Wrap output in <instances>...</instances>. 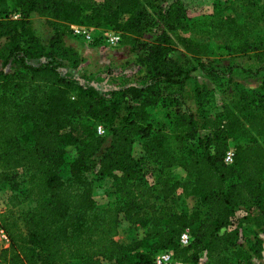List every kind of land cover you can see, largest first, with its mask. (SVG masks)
Here are the masks:
<instances>
[{"label": "trees", "instance_id": "obj_1", "mask_svg": "<svg viewBox=\"0 0 264 264\" xmlns=\"http://www.w3.org/2000/svg\"><path fill=\"white\" fill-rule=\"evenodd\" d=\"M124 1L12 0L18 18L0 11V37L8 40L0 65V181L22 174L27 185L24 197L13 194L0 212L9 238L0 264H155L158 253L171 249L182 264H201L204 255V264H257L264 260V94L228 89L216 61L203 60L212 48L175 33L188 17L182 0ZM33 14L51 28L44 42L32 31ZM75 15L112 24L122 47L137 48L150 80L103 92L64 76V65L83 61L68 41L80 38L72 35ZM249 17L237 24L239 17L231 15L221 27H233L242 38L233 52L262 62L264 35L248 39L257 22ZM149 31L156 32L152 41L143 39ZM179 53L198 61L211 81L196 87L194 105L183 90L197 77L195 67H184ZM12 59L14 72L6 68ZM175 86L180 89L170 92ZM163 100L176 103L170 132L152 124L151 109ZM137 138L143 141L141 158L134 154ZM230 147L234 161L227 163ZM144 162L159 168L152 184ZM177 166L186 171L184 179L173 174ZM105 178H112L117 200L101 208L96 182ZM179 190L204 209L165 207ZM28 200L33 205L21 208ZM121 214L137 231L128 244L118 240ZM187 228L192 241L184 247L179 240Z\"/></svg>", "mask_w": 264, "mask_h": 264}, {"label": "rangeland", "instance_id": "obj_2", "mask_svg": "<svg viewBox=\"0 0 264 264\" xmlns=\"http://www.w3.org/2000/svg\"><path fill=\"white\" fill-rule=\"evenodd\" d=\"M104 0H96L97 3H102ZM188 8V17L183 20L175 29L184 37L195 39L203 44L209 45L213 50V55L210 57H203V60L216 61L213 65L214 69L221 75L220 79L226 83L228 89L234 87H250L255 93L264 94V59L260 62L258 58H249L243 53H235L232 48L242 41L241 37L235 36L231 32L233 27L226 26L222 29V23H226L229 16H237V24H242L243 15L245 18L251 20V15L257 19L254 28H249L248 39H257L261 41V36L264 35V0H182ZM124 3H129L125 0ZM261 7H259V4ZM263 4V5H262ZM16 9L15 3L12 0H0V11L6 10L10 17L18 18L17 14L11 13ZM252 12V13H251ZM2 14V18L7 14ZM254 13V14H253ZM77 22L72 25L82 26L90 31L95 37H101L100 41H89L87 39L75 38L70 36L68 41L73 44L82 55L83 61L77 67L64 65L61 72L64 76H69L77 79L80 85H93L103 92H108L113 89L124 87L130 83L144 84L150 80L149 68L138 57L136 47L131 45L114 46L103 40L104 37L117 33V29L103 20H91L85 16H77ZM260 16V19L257 17ZM253 18V19H254ZM31 28L36 36L38 42L46 41L50 34V26L44 17L38 14L30 16ZM106 22V23H105ZM97 23V24H96ZM237 28V25L234 26ZM155 30V28H154ZM156 36V32L149 31L144 35L143 39L152 41ZM8 40L6 37H0V65L4 63V55L6 53V46ZM183 66L187 69L194 68L193 75L197 76L190 79L184 90L185 98L190 104L195 102V89L199 85L211 81L203 74L198 61L195 59H187L184 53L177 54ZM33 63H39V59H31ZM207 63V62H206ZM197 67V68H196ZM8 71L14 72L16 70V63L11 62L6 66ZM262 70V71H261ZM261 71V72H260ZM180 88H169L170 92ZM235 89V88H234ZM76 89L72 90L69 95H74ZM220 95V94H219ZM218 106L221 104L220 96H217ZM194 105V104H193ZM176 109V103H168L166 100L161 101L156 107L151 109L153 128L163 129L167 132L171 130L172 117ZM171 112V113H170ZM142 139L137 138L134 154L137 158L143 157ZM195 149L198 148L197 142H191ZM145 180L147 183H154L158 174V167L155 164L144 162L143 164ZM64 177L69 175V167H63ZM173 174L180 179L186 177V171L182 167H174ZM93 176V175H92ZM25 178L22 174H18L11 182L0 181V212L10 207V201L13 194L17 193L20 197H24L27 190V185L24 183ZM16 188V189H15ZM95 198L99 207L104 208L112 205L116 200L115 189L112 178H105L104 180H97ZM32 204L28 200L23 202L20 207L26 208ZM165 207L171 208L178 212L192 213L195 210L204 209L197 198L186 197L182 190H179L172 199H170ZM137 236V231L131 227L125 214H121V223L118 240L124 244L132 242ZM264 237V235H263ZM7 242L0 235V250L5 247ZM206 261L204 255L201 259V264ZM74 264H81L76 262ZM257 264H264V260L257 261Z\"/></svg>", "mask_w": 264, "mask_h": 264}, {"label": "built area", "instance_id": "obj_3", "mask_svg": "<svg viewBox=\"0 0 264 264\" xmlns=\"http://www.w3.org/2000/svg\"><path fill=\"white\" fill-rule=\"evenodd\" d=\"M72 30V35L76 37H80L82 39H87L89 41H92L96 38H101V37H95L93 36L90 31L82 26L79 25H72L71 26ZM105 42H108L110 45L114 46H122L121 41L122 37L119 33H112L106 37L103 38ZM97 132L99 135H104L106 133V128L103 124H99L97 126ZM234 155H235V150L233 147H230L229 150L227 151L225 161L227 163H232L234 161ZM0 235L5 239L7 242L6 246L9 244V238L5 232L4 229L0 228ZM192 241V233L189 228L185 229L183 233L180 236V245L181 246H188L190 245ZM155 264H182L178 262L175 259V253L174 250H164L160 253H158L155 257L154 260Z\"/></svg>", "mask_w": 264, "mask_h": 264}]
</instances>
